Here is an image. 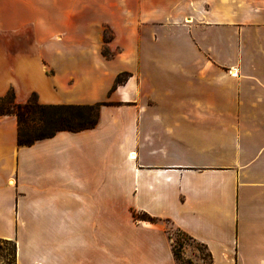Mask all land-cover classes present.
<instances>
[{
  "label": "crops",
  "instance_id": "0c3cea01",
  "mask_svg": "<svg viewBox=\"0 0 264 264\" xmlns=\"http://www.w3.org/2000/svg\"><path fill=\"white\" fill-rule=\"evenodd\" d=\"M10 89L108 103L94 128L31 146L0 117V239L16 264H177L143 212L212 264H264V0H0Z\"/></svg>",
  "mask_w": 264,
  "mask_h": 264
},
{
  "label": "trees",
  "instance_id": "16d2710c",
  "mask_svg": "<svg viewBox=\"0 0 264 264\" xmlns=\"http://www.w3.org/2000/svg\"><path fill=\"white\" fill-rule=\"evenodd\" d=\"M128 77L129 73L127 72L119 74L112 90L124 84ZM107 104V102H99L91 105L42 104L38 101L36 94L30 96L26 102L18 103L16 101L15 91L10 89L5 96L0 97V117L15 115L18 121L19 145L31 146L38 141L55 136L60 131L78 132L94 128L98 124L102 106ZM134 218L135 220L150 223H156L162 220L161 218L151 216L144 212L135 215ZM178 231L184 236L196 241L181 229L178 228ZM7 245L13 246L14 260L12 262L7 259L6 264H16L17 244L14 240L0 239V250H4ZM201 245L206 248L204 244L201 243ZM182 248L183 245L179 242L173 244L177 264H192L190 259L184 258L183 253H181ZM208 256L210 264H212L209 252Z\"/></svg>",
  "mask_w": 264,
  "mask_h": 264
},
{
  "label": "rangeland",
  "instance_id": "374dc122",
  "mask_svg": "<svg viewBox=\"0 0 264 264\" xmlns=\"http://www.w3.org/2000/svg\"><path fill=\"white\" fill-rule=\"evenodd\" d=\"M160 220L166 227L168 231V235L172 240V244L176 242L181 243L183 245L181 253L188 251V257L185 259H190L192 264H210V259L208 256V252L205 247L201 245L200 242L194 241L189 237L184 236L181 232L178 231V228L172 223V221L168 218H161ZM169 221H168V220ZM178 246V245H177ZM14 249L13 246L7 245L4 250H0V264H6L7 259L13 262L14 257Z\"/></svg>",
  "mask_w": 264,
  "mask_h": 264
},
{
  "label": "bare ground",
  "instance_id": "6f19581e",
  "mask_svg": "<svg viewBox=\"0 0 264 264\" xmlns=\"http://www.w3.org/2000/svg\"><path fill=\"white\" fill-rule=\"evenodd\" d=\"M134 157H135V155H134Z\"/></svg>",
  "mask_w": 264,
  "mask_h": 264
},
{
  "label": "built area",
  "instance_id": "2783aa9c",
  "mask_svg": "<svg viewBox=\"0 0 264 264\" xmlns=\"http://www.w3.org/2000/svg\"><path fill=\"white\" fill-rule=\"evenodd\" d=\"M232 73V72H231Z\"/></svg>",
  "mask_w": 264,
  "mask_h": 264
}]
</instances>
